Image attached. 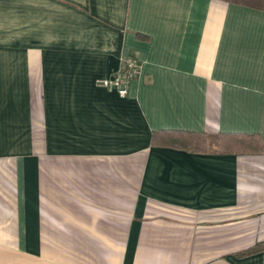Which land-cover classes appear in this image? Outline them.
<instances>
[{
	"label": "crops",
	"instance_id": "0c3cea01",
	"mask_svg": "<svg viewBox=\"0 0 264 264\" xmlns=\"http://www.w3.org/2000/svg\"><path fill=\"white\" fill-rule=\"evenodd\" d=\"M133 58L129 94L97 86ZM264 10L234 0H0V264H264Z\"/></svg>",
	"mask_w": 264,
	"mask_h": 264
},
{
	"label": "trees",
	"instance_id": "16d2710c",
	"mask_svg": "<svg viewBox=\"0 0 264 264\" xmlns=\"http://www.w3.org/2000/svg\"><path fill=\"white\" fill-rule=\"evenodd\" d=\"M250 7L264 10V0H234ZM152 145L159 142L165 143L175 149H181L192 153L211 154H235L250 155L264 150L262 139L257 135L247 134H220L210 137L205 134L163 131L154 132L151 138ZM264 252V242H258L248 249L236 253L237 257H248Z\"/></svg>",
	"mask_w": 264,
	"mask_h": 264
},
{
	"label": "built area",
	"instance_id": "2783aa9c",
	"mask_svg": "<svg viewBox=\"0 0 264 264\" xmlns=\"http://www.w3.org/2000/svg\"><path fill=\"white\" fill-rule=\"evenodd\" d=\"M139 74L140 67L137 61L133 58H127L124 60L123 68L113 77L98 79L96 84L103 89L115 90L122 98H125L129 94L131 81Z\"/></svg>",
	"mask_w": 264,
	"mask_h": 264
}]
</instances>
